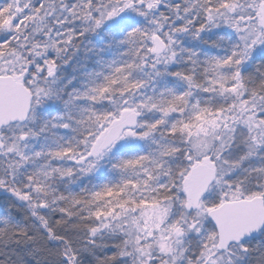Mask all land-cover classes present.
<instances>
[{
  "label": "snow or ice",
  "instance_id": "obj_1",
  "mask_svg": "<svg viewBox=\"0 0 264 264\" xmlns=\"http://www.w3.org/2000/svg\"><path fill=\"white\" fill-rule=\"evenodd\" d=\"M0 264H264V0H0Z\"/></svg>",
  "mask_w": 264,
  "mask_h": 264
}]
</instances>
